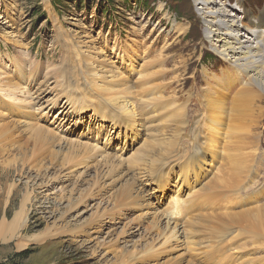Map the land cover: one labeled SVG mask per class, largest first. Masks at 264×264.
<instances>
[{"label":"rangeland","instance_id":"rangeland-1","mask_svg":"<svg viewBox=\"0 0 264 264\" xmlns=\"http://www.w3.org/2000/svg\"><path fill=\"white\" fill-rule=\"evenodd\" d=\"M214 1L263 56L264 0ZM201 7L0 0V224L42 203L0 235V264H264L228 221L264 207V92L213 52ZM120 80L131 97L109 103Z\"/></svg>","mask_w":264,"mask_h":264},{"label":"bare ground","instance_id":"bare-ground-1","mask_svg":"<svg viewBox=\"0 0 264 264\" xmlns=\"http://www.w3.org/2000/svg\"><path fill=\"white\" fill-rule=\"evenodd\" d=\"M193 1L198 3L199 6L200 5L202 6L198 10L203 11L204 12L203 14H205V23L207 25L206 38H207L208 43L210 44V47L213 50V52H215L218 56H220L225 61L230 62V64L233 65L234 67L237 66L239 69L242 68V70L244 72H246L247 74H250L249 75V83H250L249 85H251V84L257 85L261 89V91L264 92V77L262 79V76H261L264 74V61L262 58L264 56V54H263V56L260 55V51L258 50L259 48H257V46H255V45L253 46V44H258V46H259V43H257L255 41V39H253L252 37H249L248 35H247L248 37L244 36V31L241 30L242 29L241 24H239V22H237V19H234V17L232 15H230V13H227L224 9H222V8L218 9L215 6L216 1H214V0H193ZM210 6L211 7L213 6L215 8H213V7L211 8ZM261 21L262 20H256V22H258L257 25H259L261 23ZM255 29H257V28H255ZM263 38H264V34H263ZM211 39H212V41H211ZM261 64L263 65V67L260 68V70L256 71L255 68ZM90 76H91V80L94 81L93 78L95 76L91 75V74H90ZM120 81H121V84L123 85L122 89L112 90V91L107 90L104 92L105 97L104 96L103 97L106 98L108 101H110L109 103L114 102V101H118V100L121 101V99L123 100L125 98L131 97L130 84L127 83L125 80H120ZM127 96H129V97H127ZM120 111L125 115L128 114V112H125L122 109ZM209 129H212V126H210ZM0 130H2V129H0ZM42 130L43 129H41V128L35 129L34 130L35 135L37 137L41 138L42 134H43ZM226 133H227L226 137L235 138L234 143L231 142L229 144V147H231V148H235V147L237 148V143L243 144V141L247 140V138H248L246 136V133H241V131H237V129L235 127L234 128L229 127V130L227 129ZM47 134L49 135V137L52 136L50 134V132H48ZM248 136H249V134H248ZM42 138L48 139V137H42ZM245 144H246V142L244 143V145ZM246 160H249V159L246 158ZM242 161H243V163H242ZM189 164H192V163L189 162ZM185 165H188V163H186ZM236 165L237 166L232 165V169L234 170L233 172L229 170L230 174H232L231 175L232 178L238 176V174L235 172V170L242 171L244 166L246 168L247 165L245 164V158L238 159L236 161ZM185 167L182 170L183 175L190 173V176H193L195 174L194 171L190 170L191 172H189L188 169ZM14 169H16V168H14ZM19 171H21V168ZM9 172H11L10 168L6 169L5 173H6L7 177H8V175H10ZM234 172L236 173V175L234 174ZM195 175H197V174H195ZM182 176H181L180 180L183 179ZM229 179H231V178H229ZM223 183H225V181ZM213 185H214V183H213ZM5 187H7V186H5ZM3 190H5V189H3ZM38 196L26 194V195H23L20 200H18V202L16 204L17 207H15L14 204L9 205V207L13 205V210L15 208V209H17V211L13 214L12 222L10 224H4V223L0 224V235H2L4 237H8L10 239H12L14 237V233L20 228V225H21L20 222H21L23 216L27 215V209L33 208L35 205H40L39 206L40 208L42 207L41 206L42 203H40V200L37 198ZM2 198H3V196H2V194H0V208H2L1 206H3L4 204H7V202L4 203V201H2ZM224 199L227 200L226 198H224ZM175 204H176V202H175ZM178 205L179 204H177V206ZM180 205H182V204H180ZM177 213H179V212H177ZM171 215H173V214H171ZM228 221L230 223H232V225H233V223H235L234 225H239V224H241L242 221H244L245 225L243 227L244 228L249 227L247 229L249 235L258 236V237H261V239L262 238L264 239V207H260V208H256V209L253 208V210L244 212L243 214H239V216L233 215L232 217L228 218ZM168 231H170V228L168 229Z\"/></svg>","mask_w":264,"mask_h":264}]
</instances>
